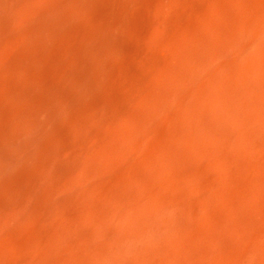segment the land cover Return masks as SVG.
I'll list each match as a JSON object with an SVG mask.
<instances>
[{
    "label": "bare ground",
    "instance_id": "1",
    "mask_svg": "<svg viewBox=\"0 0 264 264\" xmlns=\"http://www.w3.org/2000/svg\"><path fill=\"white\" fill-rule=\"evenodd\" d=\"M0 264H264V0H0Z\"/></svg>",
    "mask_w": 264,
    "mask_h": 264
}]
</instances>
